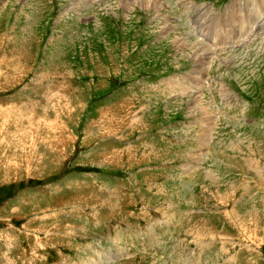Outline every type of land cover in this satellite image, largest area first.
Returning a JSON list of instances; mask_svg holds the SVG:
<instances>
[{
    "label": "rangeland",
    "instance_id": "374dc122",
    "mask_svg": "<svg viewBox=\"0 0 264 264\" xmlns=\"http://www.w3.org/2000/svg\"><path fill=\"white\" fill-rule=\"evenodd\" d=\"M263 5L0 0V264H264Z\"/></svg>",
    "mask_w": 264,
    "mask_h": 264
},
{
    "label": "bare ground",
    "instance_id": "6f19581e",
    "mask_svg": "<svg viewBox=\"0 0 264 264\" xmlns=\"http://www.w3.org/2000/svg\"><path fill=\"white\" fill-rule=\"evenodd\" d=\"M156 1V0H155ZM148 2V1H147ZM151 2V1H150ZM153 4H155V3H153ZM129 6V5H128ZM159 6V5H158ZM165 6V5H164ZM264 6V5H263ZM157 8V7H156ZM251 10V9H250ZM241 11H242V13L243 12H245L246 10H245V8L243 9H241ZM254 11V10H253ZM242 13L241 12H239V14L238 15H234L233 16V18L230 20L231 21V23H230V25H231V27H230V29H229V25H228V30H231L232 29V27H234V29L237 31V28H240V25H238L244 18H246L244 21H246L247 20V16L249 17V15H247V16H243L242 15ZM163 14V13H162ZM165 14V13H164ZM161 15V14H160ZM256 15V14H255ZM167 16V15H166ZM251 15H250V17L248 18V23L246 22V23H244V24H242L241 25V28L242 27H249L250 28V23L252 22V21H250L251 19ZM253 18V17H252ZM243 29H245V28H243ZM248 30V29H247ZM168 31V30H167ZM236 31H235V34H236ZM234 34V35H235ZM230 36V35H229ZM225 39L226 40H228L229 39V37L227 36V37H225ZM224 42H226V41H224ZM198 56V55H197ZM204 57V56H203ZM208 60V59H207ZM204 62V61H203ZM202 62V63H203ZM205 62H207V61H205ZM210 62V61H209ZM201 70V69H200ZM228 91V90H227ZM195 96V95H194ZM210 118V117H209ZM208 127V126H207ZM202 145V144H201ZM200 152V151H199ZM206 158V157H205ZM198 161H199V159H198ZM201 164V163H200ZM214 173V172H213ZM216 173V172H215ZM218 178V177H217ZM237 185V184H236ZM247 186V185H246ZM245 186V187H246ZM247 187H249V186H247ZM48 215V214H47ZM112 258V257H111Z\"/></svg>",
    "mask_w": 264,
    "mask_h": 264
}]
</instances>
